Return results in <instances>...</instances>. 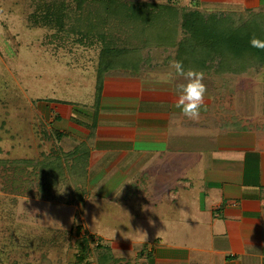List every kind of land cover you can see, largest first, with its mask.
Listing matches in <instances>:
<instances>
[{
  "label": "crops",
  "instance_id": "1",
  "mask_svg": "<svg viewBox=\"0 0 264 264\" xmlns=\"http://www.w3.org/2000/svg\"><path fill=\"white\" fill-rule=\"evenodd\" d=\"M260 1L238 4L256 9L264 5ZM228 75L234 78L228 84L238 87L237 74ZM162 81L148 74L106 73L96 109L94 88L89 101L45 98L40 103V119L48 132L61 133L58 143L64 150L86 143L84 194L77 190V197L118 204L134 200L139 225L157 223L158 216H149L144 205L178 204L195 239L182 247L179 242L161 243L162 237L155 235L160 247L154 260L183 258L186 264H197L189 256L194 250L207 253L210 264H264V144L260 137L246 135L264 129V115L230 105V114L219 106L214 113L200 109L199 120L192 121L175 107V81ZM235 120L239 135L252 144L241 140L239 146L212 148L197 142L210 133L228 132ZM144 195L148 201L143 203Z\"/></svg>",
  "mask_w": 264,
  "mask_h": 264
},
{
  "label": "rangeland",
  "instance_id": "2",
  "mask_svg": "<svg viewBox=\"0 0 264 264\" xmlns=\"http://www.w3.org/2000/svg\"><path fill=\"white\" fill-rule=\"evenodd\" d=\"M53 1L67 4L66 12L71 15V20L64 19L65 29L57 35V26L36 25L29 20L28 16L35 7L31 2L36 3L37 0H0V159L41 158L50 149H63L58 143L59 140H56L53 129H49V139L44 137L43 130L46 128L39 117L40 103L45 98L89 101L93 96L99 52L103 44L98 39L91 45L82 44L75 40L74 33L67 32L66 27L74 23L76 9L77 12L79 10L76 0H46L47 3ZM87 1L90 8L99 6L94 0ZM144 1L166 3L173 0ZM174 1L179 6L193 5L191 0ZM197 1L198 6L207 11L246 13L252 10V13H259L264 10V5L249 9L246 5L238 4L241 0H233L236 2L235 6L221 0ZM85 3L84 8L87 10ZM260 3H264V0ZM113 21L106 23L104 28L106 32L114 35L110 38L121 46L124 43V34L117 30L116 22ZM262 23L264 27V22ZM52 34L56 36L55 39ZM143 52L148 60L139 65L140 69L135 72L138 75L148 74L163 78L171 70L170 62L176 60L170 48L149 47ZM128 71L130 70L115 69L105 74L134 73ZM203 73V83L207 89L203 104L206 106L202 105L200 109L214 113L218 106L223 111L237 105V109L243 108L245 111L249 107L255 113L264 115L263 68L238 74V87L228 84L234 80L229 79V75L223 74L221 80L220 75H214L212 70ZM184 82L182 78L175 80V84ZM227 112L230 114L229 110ZM262 115L258 116L260 121ZM207 121L212 120L208 118ZM235 122V125H230L228 132L215 137L210 133L199 138L197 142L212 148L221 145L239 146L240 143L244 144L241 140L252 144L253 141L239 135V124L237 120ZM246 135L249 139L260 137V142L264 144V129ZM1 172L0 170V264H96L93 254L89 256L88 263L75 262L77 237L74 233L68 234L64 240H53L54 229L68 230L78 223L82 229L100 236L105 243L110 244L115 256L127 257L132 264H147L145 256H136L141 248L155 249V254H159L157 248L160 244L157 245L153 239L155 235L162 237L161 243L179 242L182 247L185 244L187 247L195 239L190 236L191 226L184 223V216L188 215L182 214L176 203H163L157 208L144 205L149 216L153 214L158 219L157 223L139 225L135 221L139 206L134 200L127 204H118L93 196L83 199L77 197L79 192L65 185L66 189L61 184V187L54 189L50 185L52 199L34 197L24 191L5 192L1 188V181L4 180ZM145 200L148 201L146 195L142 202ZM71 201L74 202L72 205ZM189 256L197 264H210L205 252L191 250ZM182 259L174 262L157 258L152 264H186Z\"/></svg>",
  "mask_w": 264,
  "mask_h": 264
},
{
  "label": "trees",
  "instance_id": "3",
  "mask_svg": "<svg viewBox=\"0 0 264 264\" xmlns=\"http://www.w3.org/2000/svg\"><path fill=\"white\" fill-rule=\"evenodd\" d=\"M94 1L99 4L96 8H90L87 0H76V7L80 11L76 9L75 21L66 30L69 34L74 33L79 43L91 45L98 39L103 44L96 68L95 109L105 72L118 69L130 70L135 74L140 69L139 65L148 60L143 51L149 47L170 48L175 59L182 62L185 71L212 70L214 75L230 72L238 75L264 68V49L250 46L253 36L264 41V10L259 13H252V10L246 13L207 11L198 6L197 0H191L192 6H179L174 0L166 3L144 0ZM47 2H31L35 7L28 18L36 25L57 26V35L65 29L64 19L71 20V15L66 12L67 4L63 1ZM83 3L87 4V10ZM110 20H114L117 30L124 34L121 46L110 38L113 34L105 31L104 27ZM55 35L52 34L54 39ZM52 132L56 140H59L61 133ZM43 134L46 139L50 138L47 130H43ZM85 145L82 141L69 150L50 149L41 158L0 159V170L4 178L1 188L5 192L24 191L34 197L52 199L51 188L61 187V184L84 194L88 156ZM128 197L115 199L123 201ZM53 231V240L56 242L64 240L68 234L76 235L77 263H88L89 256L93 254L96 264H132L127 257L115 256L110 244L105 243L100 236L82 229L79 223L68 230ZM155 255V249L141 248L136 252L137 257L145 256L147 264L154 262Z\"/></svg>",
  "mask_w": 264,
  "mask_h": 264
},
{
  "label": "clouds",
  "instance_id": "4",
  "mask_svg": "<svg viewBox=\"0 0 264 264\" xmlns=\"http://www.w3.org/2000/svg\"><path fill=\"white\" fill-rule=\"evenodd\" d=\"M253 48L264 49V41L253 36L250 40ZM170 71L164 74L163 81L170 83L177 78H182L185 82L176 84L177 99L175 107L180 109V114L192 121L200 118V108L204 102L206 86L203 83L204 73L193 69L185 71L182 62L173 60L170 62Z\"/></svg>",
  "mask_w": 264,
  "mask_h": 264
}]
</instances>
